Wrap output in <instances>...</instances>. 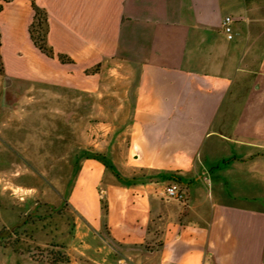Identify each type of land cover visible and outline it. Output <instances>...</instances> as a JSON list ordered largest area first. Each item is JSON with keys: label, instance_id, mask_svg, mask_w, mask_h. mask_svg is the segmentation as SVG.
Listing matches in <instances>:
<instances>
[{"label": "crops", "instance_id": "obj_1", "mask_svg": "<svg viewBox=\"0 0 264 264\" xmlns=\"http://www.w3.org/2000/svg\"><path fill=\"white\" fill-rule=\"evenodd\" d=\"M35 3L53 57L32 39V0H0V136L16 151L0 149V168L15 153L50 152L21 146L30 130L18 112L6 117L20 85L97 101L123 88L130 123L123 149H108L124 153L110 174L97 160L75 163L87 173L65 191L72 223L56 208L60 193L27 188L37 197L26 195L32 207L20 213L31 218L0 239V264H264V0ZM172 185L185 201L168 199Z\"/></svg>", "mask_w": 264, "mask_h": 264}, {"label": "rangeland", "instance_id": "obj_2", "mask_svg": "<svg viewBox=\"0 0 264 264\" xmlns=\"http://www.w3.org/2000/svg\"><path fill=\"white\" fill-rule=\"evenodd\" d=\"M2 71L3 64L0 59V72ZM102 77L104 85L110 87L106 73L102 74ZM20 86L19 100L13 102L12 109L6 107L10 106L8 102H4V109L8 112L6 117L10 118V111L18 112L20 127L30 130L28 134L24 131V136L20 138L21 146L23 144V147H28L27 143L35 141V145L50 146V152L44 156L30 151L15 153L16 155L8 157L7 167L0 168V233L10 229L18 220L30 216H24L20 212L32 207L30 203L26 205V195L35 194L27 189L31 185L38 187V193L47 187L53 193H60L56 208L63 204V211L67 210L72 223L73 210L65 191L68 186L70 188L67 191L74 186L69 184L71 179L87 173L75 163L87 159L97 160L100 167L104 166L105 172L110 174L114 160L120 162L124 153H112L108 149L113 146L123 149L122 134L130 123L131 107L123 103V88H106L101 91L102 98L97 101L93 94L73 89L59 91L44 89L41 86L30 87L26 84ZM110 92L117 95H107ZM58 96L65 97V100L57 98ZM0 130L2 131V128ZM6 145L4 138L0 136V149H13L16 152L14 147ZM120 170L125 174L133 173L128 166ZM17 173L20 177L27 175L20 178L19 184L14 182L17 180L14 175ZM60 175L61 178H66V183H57ZM29 177H33L34 181H29ZM43 178H50L51 183L46 184ZM35 196L37 197V194ZM38 197L40 203H48L41 194ZM16 211L20 214L17 215Z\"/></svg>", "mask_w": 264, "mask_h": 264}, {"label": "trees", "instance_id": "obj_3", "mask_svg": "<svg viewBox=\"0 0 264 264\" xmlns=\"http://www.w3.org/2000/svg\"><path fill=\"white\" fill-rule=\"evenodd\" d=\"M6 2H9L11 0H4ZM33 7L36 11V16L34 23L31 26L30 32L32 39L36 45V47L43 53L53 57V52L49 48L48 42H47V15L45 12H43L35 3V0H32ZM1 8V7H0ZM61 61L63 62V57L60 56ZM106 166V165H105Z\"/></svg>", "mask_w": 264, "mask_h": 264}, {"label": "built area", "instance_id": "obj_4", "mask_svg": "<svg viewBox=\"0 0 264 264\" xmlns=\"http://www.w3.org/2000/svg\"><path fill=\"white\" fill-rule=\"evenodd\" d=\"M233 21L234 19L232 17H226L222 24V29L229 40H232L234 37L232 28ZM204 178H207L206 175H204ZM166 194L168 199L179 202L185 201V194L176 185L168 187ZM21 200H23V198Z\"/></svg>", "mask_w": 264, "mask_h": 264}, {"label": "water", "instance_id": "obj_5", "mask_svg": "<svg viewBox=\"0 0 264 264\" xmlns=\"http://www.w3.org/2000/svg\"><path fill=\"white\" fill-rule=\"evenodd\" d=\"M8 81H9V80H8ZM30 218H31V217H28V218H26L24 221H22L21 223L16 224V225H14L13 227H11L10 229H6L5 231L1 232V233H0V239L10 237V236L14 233V231H15L17 228H19V227H21L22 225H24V224L27 222V220L30 219Z\"/></svg>", "mask_w": 264, "mask_h": 264}]
</instances>
